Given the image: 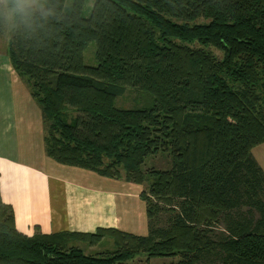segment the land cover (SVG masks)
I'll return each instance as SVG.
<instances>
[{
	"label": "trees",
	"instance_id": "trees-1",
	"mask_svg": "<svg viewBox=\"0 0 264 264\" xmlns=\"http://www.w3.org/2000/svg\"><path fill=\"white\" fill-rule=\"evenodd\" d=\"M0 2L15 24L7 55L40 107L48 157L146 184L147 235L19 232L0 196V264H124L178 256L176 264H264V0ZM95 42V65L83 52ZM147 107L122 108L128 89ZM169 167L143 170L148 156ZM124 173V176L122 175ZM165 214L166 224H157ZM222 225L215 233L217 226ZM113 238L87 253L75 242Z\"/></svg>",
	"mask_w": 264,
	"mask_h": 264
},
{
	"label": "crops",
	"instance_id": "crops-1",
	"mask_svg": "<svg viewBox=\"0 0 264 264\" xmlns=\"http://www.w3.org/2000/svg\"><path fill=\"white\" fill-rule=\"evenodd\" d=\"M252 155L264 173V148ZM141 191L142 185L46 155L40 107L0 45V196L13 209L16 229L32 235L37 228L42 233L105 228L144 236L148 220Z\"/></svg>",
	"mask_w": 264,
	"mask_h": 264
},
{
	"label": "rangeland",
	"instance_id": "rangeland-1",
	"mask_svg": "<svg viewBox=\"0 0 264 264\" xmlns=\"http://www.w3.org/2000/svg\"><path fill=\"white\" fill-rule=\"evenodd\" d=\"M73 1L74 0H66L65 7H66L67 12H69L70 7L73 4ZM93 1L94 0H86L84 8L82 10V16L86 18L90 16L91 10L93 7ZM0 2H3L4 4H6L5 0H0ZM25 3L27 5H32V6L38 5L37 0H25ZM5 13H6V19H7V26H6L5 32L0 33V45L4 44L7 49L9 33L11 31V27L14 26L15 24V19H14L13 9H10L6 6ZM95 48H96L95 42H90L83 52L84 62L88 65L96 64V59L94 55ZM26 88L29 90L27 85H26ZM151 103H152V97L148 92L144 90L131 89V88H128L122 96L116 98L115 100V105L118 107H122V108L147 107L151 105ZM43 132H44V129H43ZM262 148H264V143L254 147L252 150L254 152L256 151L259 152ZM168 167H169V157L166 154H162V153H159L153 156H148L143 164L144 171L151 169V168L166 169ZM122 175L124 176L123 172H122ZM143 188L146 189L147 185L143 184L142 190ZM166 217L167 216L163 214L161 215L160 218H157L156 220L157 224L161 226L165 225ZM221 228H222V225L217 226V229H215V233L219 232ZM75 244L83 248L84 251L87 253H94V252H99V251H103L106 249L114 248L113 238L111 237L108 238V236L107 237L105 236L99 243H96L90 246L88 245V242H84V243L75 242ZM178 260H179L178 256L157 257V258L149 259L146 257L145 254L141 253L140 255L135 256L134 258H132L131 260L127 261L124 264H176Z\"/></svg>",
	"mask_w": 264,
	"mask_h": 264
}]
</instances>
